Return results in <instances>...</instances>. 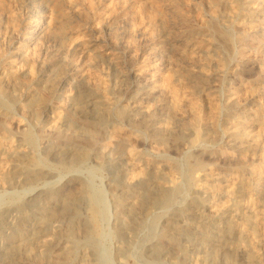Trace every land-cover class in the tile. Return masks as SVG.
<instances>
[{
  "label": "rangeland",
  "instance_id": "rangeland-1",
  "mask_svg": "<svg viewBox=\"0 0 264 264\" xmlns=\"http://www.w3.org/2000/svg\"><path fill=\"white\" fill-rule=\"evenodd\" d=\"M263 178L264 0H0V264H264Z\"/></svg>",
  "mask_w": 264,
  "mask_h": 264
},
{
  "label": "bare ground",
  "instance_id": "bare-ground-1",
  "mask_svg": "<svg viewBox=\"0 0 264 264\" xmlns=\"http://www.w3.org/2000/svg\"><path fill=\"white\" fill-rule=\"evenodd\" d=\"M213 28H214V31L216 32V33H218V35H220V36H222V37H225L226 39H230L231 38V34H230V32H228V31H226V30H224V29H222L220 26H218V25H213ZM233 39V38H232ZM110 52V51H109ZM178 98V97H177ZM176 98V99H177ZM139 108V107H138ZM195 108V107H194ZM146 112V111H145ZM122 114V113H121ZM196 114H197V112H196ZM123 115V114H122ZM196 116V115H195ZM199 125H200V121H199V119H197L196 120V122L194 123V126H195V128H196V133H197V136H196V139H195V142H200L201 140H202V135H201V130H200V128L201 127H199ZM3 129V128H2ZM93 138V137H92ZM196 144V143H195ZM130 153V152H129ZM133 159V158H132ZM261 170V169H260ZM257 171H259V170H257ZM262 176V175H261ZM259 177V176H258ZM132 178H133V175H132ZM156 179V178H155ZM200 179V178H199ZM261 179H262V177H261ZM263 180H264V178H263ZM141 181V180H140ZM261 182H263V181H261ZM233 183V182H232ZM231 183V184H232ZM203 184V183H202ZM205 186V185H204ZM234 186V185H233ZM231 187V186H230ZM176 188V187H175ZM206 188V187H205ZM235 191H236V189H234ZM226 193H227V191H225ZM230 193H231V191H230ZM233 193V192H232ZM231 193V194H232ZM167 195V194H166ZM226 195V194H225ZM172 196H174V195H172ZM230 196V195H229ZM256 198V197H255ZM170 200V199H169ZM256 203V202H255ZM164 204V203H163ZM220 208V207H219ZM222 212V211H221ZM260 212V211H259ZM228 214V213H227ZM262 224V223H261ZM264 225V224H263ZM262 227V226H261ZM250 237H252V236H250ZM254 240V239H253ZM251 244H252V242H251ZM253 246H254V244H253Z\"/></svg>",
  "mask_w": 264,
  "mask_h": 264
}]
</instances>
